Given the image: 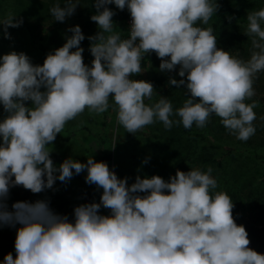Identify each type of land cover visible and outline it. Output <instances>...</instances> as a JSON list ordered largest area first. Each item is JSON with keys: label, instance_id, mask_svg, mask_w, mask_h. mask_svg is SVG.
I'll return each mask as SVG.
<instances>
[{"label": "clouds", "instance_id": "1", "mask_svg": "<svg viewBox=\"0 0 264 264\" xmlns=\"http://www.w3.org/2000/svg\"><path fill=\"white\" fill-rule=\"evenodd\" d=\"M108 5L127 9V37L115 30L116 13ZM78 6L79 0H63L49 11L64 23ZM92 7L97 31L87 37L90 66L79 25L66 29L71 35L42 64L15 50L0 55V227L16 231L15 257L5 254L3 264H264V254L249 247L245 227L235 221L233 199L217 190L211 166L177 169L167 181L137 175L129 184L92 155L86 163L68 157L59 165L51 158L57 135L86 109L99 115L113 107L117 124L132 135L157 121L165 129L203 128L215 114L229 134L247 141L256 132L258 107L247 101L264 71V8L247 14L251 52L244 60L217 45L209 25L217 0H94ZM22 23L11 12L0 19L4 38ZM152 53L159 71L178 69L181 79L169 76L167 83L183 86L187 98L175 111L167 97L146 103L152 82L132 78L144 72L141 61ZM81 173L102 192L98 203L75 206L71 221L43 199L16 201L9 210L11 188L39 194Z\"/></svg>", "mask_w": 264, "mask_h": 264}, {"label": "rangeland", "instance_id": "2", "mask_svg": "<svg viewBox=\"0 0 264 264\" xmlns=\"http://www.w3.org/2000/svg\"><path fill=\"white\" fill-rule=\"evenodd\" d=\"M57 2L63 0H0V19L9 12L23 19L18 28H8L11 39H5L3 28L0 26V55L10 50L24 52L31 58L33 64H42L43 60L36 45L40 39L48 53L63 45L64 36L71 35L66 29L79 25L85 40L94 35L97 26L90 20L95 13L92 7L94 0H79L75 14L64 23L54 21L49 9ZM224 4L228 10L237 14L257 11L264 8V0H217ZM116 13L115 5H109ZM113 21L115 30L121 31L123 23ZM217 36V45L239 58H250L251 38L246 35L247 24L222 25L213 15L209 21ZM207 27V26H205ZM84 48V63L90 66L92 58L87 55ZM160 60L155 53L145 56L141 61L144 72L132 78L152 82L154 86L153 103L160 96L167 97L173 105V110L182 106L187 98L183 86L175 88L167 81L169 76L181 79L177 71H159ZM166 87L164 91L161 89ZM255 96L251 99L257 102L254 109L256 119L255 134L247 141H241L235 135L229 134L220 122V118L213 114L203 128L195 124L185 129L182 124L173 125L165 129L162 122H155L132 135L125 132L116 122V112L110 107L105 113L90 114L87 109L75 120L69 121L62 133L58 134L52 144L51 158L59 165L64 159L72 157L79 162L86 163L87 156L100 161L101 157L109 154L106 161L119 178L128 177V183L134 182L135 177L142 178L159 175L166 181L174 176L177 169L188 171L193 167L206 169L213 168V176L217 178L218 189L226 191L233 199L235 207L233 216L237 224H242L250 239L249 247L264 254V71L257 73L254 81ZM111 104V101H110ZM3 109H0V119L3 118ZM179 119V117H172ZM203 134L218 148L212 151L216 158L212 163H204L201 155L205 152L204 142L194 134ZM115 144L114 148L113 145ZM147 160V163L142 161ZM86 173L75 175L67 183L56 181L52 189H46L39 194H33L22 187L10 189L6 201L11 210L12 203L16 201L35 202L47 200L50 207L59 214L67 215L73 219V208L83 203L99 202L102 189L85 183ZM101 214L107 215L108 210L101 208ZM16 227H19L17 225ZM15 228L0 227V264H3L5 254L11 252L15 257L14 241Z\"/></svg>", "mask_w": 264, "mask_h": 264}, {"label": "trees", "instance_id": "3", "mask_svg": "<svg viewBox=\"0 0 264 264\" xmlns=\"http://www.w3.org/2000/svg\"><path fill=\"white\" fill-rule=\"evenodd\" d=\"M219 10L218 12L214 13V15L219 19V21L222 23V25H233V24H247V17L244 16V14H237L235 12H231L228 10V7L224 4H219ZM108 7L110 8V6L108 5ZM127 13V9L120 11V10H116V14H115V21L117 22H123L125 15ZM122 31V36L125 37V31H124V27L121 28ZM36 45L38 47V51L41 54V58L44 61V58L46 56V54L48 53V50L46 49L45 46L42 45V43L40 42V39H36ZM81 46H84L86 48L87 51V55L89 57L92 58L90 52L88 51V46L89 43L84 39L81 42ZM166 87H163L161 90L164 91ZM253 100H249L247 101L248 103H251ZM2 108V106H0V109ZM195 137L200 138L201 140H203L204 144V150L205 152L201 155V158L203 160L204 163H212V161H215L216 164H218L216 158L214 157V155L212 156V151L216 148H218V145L216 143L211 142L207 137H205L203 134H194ZM110 158L109 154H105L101 157L100 161H104L106 162L108 159ZM264 160V159H262Z\"/></svg>", "mask_w": 264, "mask_h": 264}, {"label": "built area", "instance_id": "4", "mask_svg": "<svg viewBox=\"0 0 264 264\" xmlns=\"http://www.w3.org/2000/svg\"><path fill=\"white\" fill-rule=\"evenodd\" d=\"M130 22H131V17L127 11L126 15H125V18L123 20V27H124V31H125V37H127L128 35V32L126 31L130 25Z\"/></svg>", "mask_w": 264, "mask_h": 264}]
</instances>
